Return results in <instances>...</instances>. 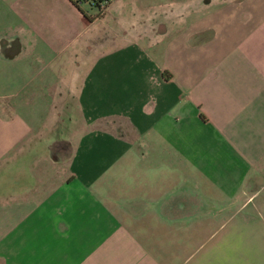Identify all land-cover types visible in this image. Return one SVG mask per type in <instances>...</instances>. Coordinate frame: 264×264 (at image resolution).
Masks as SVG:
<instances>
[{"label":"crops","instance_id":"crops-1","mask_svg":"<svg viewBox=\"0 0 264 264\" xmlns=\"http://www.w3.org/2000/svg\"><path fill=\"white\" fill-rule=\"evenodd\" d=\"M72 1L0 0V264H264V0Z\"/></svg>","mask_w":264,"mask_h":264},{"label":"rangeland","instance_id":"rangeland-1","mask_svg":"<svg viewBox=\"0 0 264 264\" xmlns=\"http://www.w3.org/2000/svg\"><path fill=\"white\" fill-rule=\"evenodd\" d=\"M79 1L81 3V6H82V9H83L84 13H85V11L86 12H91V13H96L99 10L101 12V10L103 8H105V6H106V2L105 1H103L100 6L95 5V3L93 5V1L92 0H79ZM76 113L77 112L74 111V113H72V115L70 116L71 117V122H69V120H65L64 117L62 118L60 124L55 129L56 131H54V135L55 136L61 137V136L65 135L67 131H70V129H72V130L75 129V126H77L78 123H79V122H77V120H78L77 118H78L79 115L76 114ZM40 114H42V113L40 112ZM50 137H52V136H50Z\"/></svg>","mask_w":264,"mask_h":264},{"label":"trees","instance_id":"trees-1","mask_svg":"<svg viewBox=\"0 0 264 264\" xmlns=\"http://www.w3.org/2000/svg\"><path fill=\"white\" fill-rule=\"evenodd\" d=\"M70 1H72V0H70ZM92 1H93V4L95 3V5L99 6L103 1H106V0H92ZM72 3L77 6V2L72 1ZM78 9H79V11H81L80 8H78ZM83 16L85 17V19L87 21H93L95 17L100 16V12H97V14L95 16H88V15L83 13Z\"/></svg>","mask_w":264,"mask_h":264}]
</instances>
